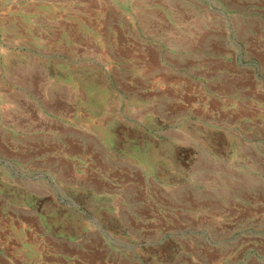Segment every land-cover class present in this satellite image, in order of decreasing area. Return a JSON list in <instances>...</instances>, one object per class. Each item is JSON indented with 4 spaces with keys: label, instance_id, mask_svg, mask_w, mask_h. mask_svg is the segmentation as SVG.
Listing matches in <instances>:
<instances>
[{
    "label": "crops",
    "instance_id": "obj_1",
    "mask_svg": "<svg viewBox=\"0 0 264 264\" xmlns=\"http://www.w3.org/2000/svg\"><path fill=\"white\" fill-rule=\"evenodd\" d=\"M9 4L0 3V255L10 254L22 264H33L31 258L22 257L36 253L80 255L87 252L91 240L101 242L109 235L100 222L89 228L96 220L88 219V207L71 200L68 189L72 196L87 199L97 217L118 231L124 215H133L141 197L138 179L131 178L135 157L129 153L121 154L122 170L120 155L115 154V190L96 174L83 177L88 168L79 166L90 159L106 171L111 164L102 136L88 129V115L95 124L115 120V137L129 138L120 135L125 124L113 114L114 104L107 101L89 114L84 103L66 97V88L62 94L50 86V78H55L51 72L60 65L57 50L63 47L66 62L73 48L78 50L88 39L80 22L93 26L97 44L111 49L120 72L125 63L137 71L136 62L144 64L146 72L150 57L157 60L158 54L162 63L152 78L160 87L182 85L181 91L188 92L192 88L188 83L196 79H213L218 89L230 87L229 93H261L264 87L243 65L249 58L264 65V0H15ZM26 13L31 19L24 17ZM136 15L145 16L151 30L159 29L160 41L146 43L134 35L139 31ZM105 39L107 45L102 43ZM134 71L117 78L115 93L147 90L136 81ZM195 86L194 93H202V87ZM116 100L115 94V104ZM73 119L80 123L76 134ZM89 136L95 141L89 143ZM13 171L16 177L11 176Z\"/></svg>",
    "mask_w": 264,
    "mask_h": 264
},
{
    "label": "rangeland",
    "instance_id": "obj_2",
    "mask_svg": "<svg viewBox=\"0 0 264 264\" xmlns=\"http://www.w3.org/2000/svg\"><path fill=\"white\" fill-rule=\"evenodd\" d=\"M11 1L15 0L0 3L10 6ZM136 20L139 31L134 35L139 40L160 41L159 29L151 30L145 16L136 15ZM80 23L88 39L78 50L73 48L66 62L63 47L57 50L60 65L51 72L55 78H50V86L62 94L66 88V97L84 103L89 114L107 101L114 104L113 114L125 124L120 135L129 138L115 137V120L95 124L88 115V129L102 136L111 164L106 171L90 159L79 166L88 168L83 177L96 174L115 190V154L120 155L122 170L121 154L129 153L135 157L131 178L138 179L141 197L118 231L97 217L87 199L72 196L68 189L71 200L88 207V219L96 220L89 228L100 222L109 235L101 242L91 240L80 255L36 253L22 258H31L33 264H264V87L261 93H229L230 87L218 89L213 79L189 80L192 88L202 87L200 94L191 87L182 92V85L160 87L152 78L161 67L158 54L157 60L150 57L146 72L141 62L135 63L137 71L125 63L120 72L111 49L97 44L93 26ZM102 43L108 44L106 39ZM243 65L264 86V65L251 58ZM133 71L147 90L115 93L117 78ZM219 81L223 83V77ZM72 121L76 134L80 123ZM91 137L95 138L89 136V143L95 141ZM11 176L16 177L14 171ZM6 257L0 255V264H22L10 254Z\"/></svg>",
    "mask_w": 264,
    "mask_h": 264
}]
</instances>
